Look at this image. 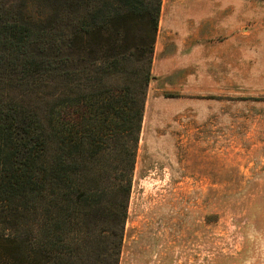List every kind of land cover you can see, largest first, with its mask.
<instances>
[{"label": "trees", "instance_id": "16d2710c", "mask_svg": "<svg viewBox=\"0 0 264 264\" xmlns=\"http://www.w3.org/2000/svg\"><path fill=\"white\" fill-rule=\"evenodd\" d=\"M43 1L0 2V264H119L163 0Z\"/></svg>", "mask_w": 264, "mask_h": 264}, {"label": "rangeland", "instance_id": "374dc122", "mask_svg": "<svg viewBox=\"0 0 264 264\" xmlns=\"http://www.w3.org/2000/svg\"><path fill=\"white\" fill-rule=\"evenodd\" d=\"M10 1L22 0H0ZM208 1L215 0H163L159 29L195 28ZM250 1L244 7L245 27L264 30V0ZM44 3L30 0L32 14L47 13ZM54 18L61 33L59 10ZM31 40L32 56L49 52L50 37L34 34ZM153 77L119 264H264V133H248L253 120L243 118L245 126L237 133L210 134L204 128L202 96L184 100L195 118H179L181 106L175 101L191 95L162 90ZM237 107L244 113L264 111V104ZM217 144L221 147L214 149Z\"/></svg>", "mask_w": 264, "mask_h": 264}, {"label": "crops", "instance_id": "0c3cea01", "mask_svg": "<svg viewBox=\"0 0 264 264\" xmlns=\"http://www.w3.org/2000/svg\"><path fill=\"white\" fill-rule=\"evenodd\" d=\"M208 2L209 9L202 11L195 28L158 30L153 79L162 90L191 95L175 101L181 106L179 118H195L196 112L185 109L184 100L202 96L204 128L210 134L237 133L245 126L243 118L253 120L248 133H264V121L259 122L264 111L244 113L237 107L244 102L256 107L264 104L258 98H264V30L245 27L244 7L250 0ZM168 8L163 11L164 20Z\"/></svg>", "mask_w": 264, "mask_h": 264}]
</instances>
